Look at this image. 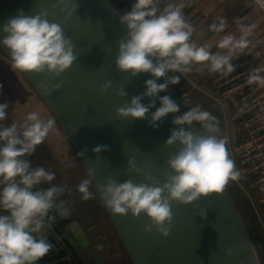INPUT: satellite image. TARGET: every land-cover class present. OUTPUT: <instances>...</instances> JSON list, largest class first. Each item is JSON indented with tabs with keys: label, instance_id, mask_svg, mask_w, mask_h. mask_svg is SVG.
Returning a JSON list of instances; mask_svg holds the SVG:
<instances>
[{
	"label": "clouds",
	"instance_id": "clouds-1",
	"mask_svg": "<svg viewBox=\"0 0 264 264\" xmlns=\"http://www.w3.org/2000/svg\"><path fill=\"white\" fill-rule=\"evenodd\" d=\"M256 2L264 7V0ZM59 3H64V0H59ZM77 7L74 4L73 10ZM183 7L184 4L177 0H134L130 10L119 17L127 32L126 37L117 42L116 70L127 72L131 77L140 73L152 76L145 80L143 93L132 96L130 102L116 109L119 117L145 119L158 98L160 106L151 113L148 121L151 126L158 127L157 122L169 113L179 112L174 99L169 95H158L166 92L170 83H179V77L169 73L188 72L193 64L202 62H209L212 72L228 74L234 71L230 53H212L211 45H198L191 39L194 28L185 18ZM47 15L46 9L34 15L18 9L16 15L0 26L5 33L0 43L10 50L12 68L47 72L59 77L77 60L75 45L59 24L49 22ZM210 28L219 32L223 22L219 26L214 23ZM247 43L243 37L236 40L227 35L217 47L243 49ZM261 72H264V67L252 69L248 82L264 86ZM161 77L164 82L157 83ZM111 85V80L106 81L101 89L106 91ZM40 86L46 88L44 84ZM60 87L59 83L53 86L54 89ZM116 94L127 95L125 89H117ZM144 97L152 98L148 105L141 102ZM7 108V103H0V264H36L51 248L43 235L49 211L56 208L65 215L68 209L63 202L57 203L64 188L51 183L56 178L55 173L42 166L32 167L31 161L25 157L45 141L56 122L31 111L23 122L6 124ZM214 120L199 106L174 116L172 123L176 127L165 141L167 146L179 145L173 155L165 157L174 174H169L162 186L147 173L146 179L152 180L151 184L134 183L131 179L118 182L111 176L107 177L106 183L98 187L111 212L120 215L131 212L134 217L144 213L150 219V223L144 225V231L150 233L155 229L167 237L173 219L172 202L187 204L202 195L220 193L230 179H238L240 174L229 158L226 141L216 135L218 128ZM193 122L200 123L204 131L197 132L191 127L186 130L185 125L192 126ZM102 150H107V146L97 145L92 149L96 153ZM77 155L83 156L84 151ZM127 164L129 173L141 172L132 158H128ZM94 171L88 169V178L77 185L84 200L93 196L89 186L93 182ZM42 184L49 186L39 187ZM197 215L206 218L207 211L201 210ZM234 250L230 247L226 255H232Z\"/></svg>",
	"mask_w": 264,
	"mask_h": 264
}]
</instances>
